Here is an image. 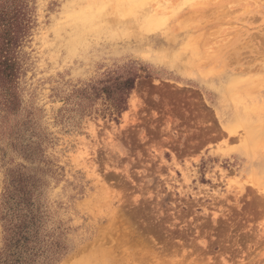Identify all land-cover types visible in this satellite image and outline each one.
<instances>
[{
  "label": "rangeland",
  "instance_id": "obj_1",
  "mask_svg": "<svg viewBox=\"0 0 264 264\" xmlns=\"http://www.w3.org/2000/svg\"><path fill=\"white\" fill-rule=\"evenodd\" d=\"M230 1L223 17L221 0H18L0 211L22 179L29 200L9 219L35 216L33 263L264 264V70L233 72L250 50L234 43L264 35V0ZM199 8L233 22L198 23ZM130 73L128 107L111 114L91 93Z\"/></svg>",
  "mask_w": 264,
  "mask_h": 264
},
{
  "label": "trees",
  "instance_id": "obj_2",
  "mask_svg": "<svg viewBox=\"0 0 264 264\" xmlns=\"http://www.w3.org/2000/svg\"><path fill=\"white\" fill-rule=\"evenodd\" d=\"M17 5L18 0L12 7L7 8L8 10L0 11V92L2 95L0 97V103L4 108L8 109L9 112L14 109L16 95H14V92L10 91L11 88H4L7 84L12 83L16 77L14 70L17 63L8 53L10 52L12 45L16 43L20 34V30L15 23L18 19L16 11ZM3 45L6 46L5 55H2V52L4 51ZM136 79L137 74L133 73H130L127 77H117L110 83V88L104 87L100 88V90L94 88V92L91 93V95L99 97L102 94H106L112 102L110 113L121 114L128 107L129 96L134 88ZM87 95V98L89 99L90 94L87 93ZM22 181V179H17L12 176L11 180L6 183L2 195L0 214L4 223V245L0 250V264H35L33 263V258L38 254L37 251H31L33 249L31 241L37 242L35 240L37 239V231L34 229L36 221L35 216L28 213L26 214L28 217L24 220H20L19 217H16L18 223H13V218L9 219L10 215L13 217V214L15 213L13 206L14 203L18 205L22 198L26 201L29 200L27 196L29 191L26 190V185H21L20 188L17 187ZM17 193L19 200L13 201V198H15V194ZM32 232H34L33 235ZM47 251L46 258L47 260H50L52 258V255L49 253L50 249L47 248Z\"/></svg>",
  "mask_w": 264,
  "mask_h": 264
},
{
  "label": "bare ground",
  "instance_id": "obj_3",
  "mask_svg": "<svg viewBox=\"0 0 264 264\" xmlns=\"http://www.w3.org/2000/svg\"><path fill=\"white\" fill-rule=\"evenodd\" d=\"M224 0H221V2H219V6H222L221 7V9H219V10H221L219 13L220 14H222L223 13V17H226L225 16V13L223 12V5L224 6H226L225 4H229V3H232L230 0H225L224 2H223ZM218 3V2H217ZM228 6V5H227ZM202 7V6H201ZM217 7V6H216ZM218 8V7H217ZM259 8V7H258ZM205 8H203V9H197V10H195V11H193V14H194V16H195V18L194 19H196L197 21H198V23H201V24H204V23H202V22H204V21H206V19H208V18H210V17H215L216 18V22H215V24H216V27H218L219 29H220V27L221 26H224V24H226V23H232L233 21L232 20H229V18L231 19V17H227V18H224V19H222L223 17H219L220 15H217V14H219V13H213V14H211L212 12H210V11H208V10H204ZM219 10H217V11H219ZM227 10V9H226ZM229 10V9H228ZM227 10V11H228ZM255 10V9H254ZM187 11V10H186ZM215 11H216V9H215ZM214 11V12H215ZM224 11H225V8H224ZM115 12V11H114ZM192 12V11H188V14H187V12H186V14L187 15H185V19H187V20H189L190 18H191V15H190V13ZM226 12V11H225ZM229 12V11H228ZM227 12V13H228ZM232 13V12H231ZM231 13H229V14H231ZM116 14V13H115ZM257 15V14H256ZM258 16V15H257ZM233 18V17H232ZM262 18H264V17H262ZM84 19V18H83ZM193 19V18H192ZM193 19V20H194ZM245 19V18H244ZM129 20H131V19H129ZM212 20V19H211ZM263 20V19H262ZM264 21V20H263ZM118 22V21H117ZM212 22V21H211ZM235 22V21H234ZM136 23V22H135ZM253 23V22H252ZM119 24V23H118ZM188 24V23H187ZM206 24V23H205ZM235 24V23H234ZM186 25V21H185V23H184V25L183 26H185ZM245 25V24H244ZM127 25H124V27H126ZM228 26H230V25H228ZM232 26V25H231ZM182 27V26H181ZM191 26L190 25H187L186 26V30H189V29H191V30H194L193 28H198V25H195V22H194V26H192L193 28H190ZM201 27V26H200ZM211 27L212 26H210L209 28L211 29ZM236 27H237V25H236ZM240 27V26H239ZM115 29L117 28V26H115L114 27ZM217 28V29H218ZM242 28V27H241ZM185 29H183V30H185ZM215 29V28H214ZM233 29V28H232ZM235 29V28H234ZM112 30H114V29H112ZM111 30V31H112ZM236 30H237V28H236ZM244 30V29H243ZM205 32V31H204ZM204 32H203V34H204ZM207 32V31H206ZM219 32H220V30H219ZM208 33L209 32H207V35H208ZM202 34V33H201ZM200 34V35H201ZM258 34V33H257ZM213 35H216V36H218V31L216 32V33H214L213 32ZM247 35V34H246ZM255 35V34H254ZM254 35H252V34H248L247 35V37H246V41L245 42H241V43H234V46L236 47V44H237V46L238 47H241V48H243V49H247V48H249L250 50H245L246 51V54H247V56L249 55V53L250 54H252V57L249 55V58H247V56H244V57H241V59H238V61L236 62L237 63V65L233 68V72H235L236 74H238V73H240L241 75H243V73H245V72H249L250 73V71H255V72H258L259 70L261 71V70H264V64H260V63H258L257 64V61L260 59V57H264V35L262 34L261 36L259 35V36H254ZM208 37V36H207ZM259 37V40H260V42L257 44V45H255L252 41H254V39L255 38H258ZM189 38V37H188ZM191 41V40H190ZM232 41V40H231ZM252 42V43H251ZM255 42H256V40H255ZM233 46V47H234ZM231 46L230 45H227V52H230V53H227V52H225V53H227L225 56H223L224 58V60L225 61H227V58H228V60L229 59H231L232 57H234V55L232 54V52L230 51V49H232V48H230ZM240 48V49H241ZM237 50H239V49H237ZM204 51V50H203ZM249 52V53H248ZM224 53V54H225ZM235 54V57H236V54L237 53H234ZM209 55V54H208ZM211 55V54H210ZM240 55H245V52L244 53H240ZM239 56V55H238ZM222 58V57H221ZM239 58V57H238ZM223 60V61H224ZM224 61V62H225ZM230 61V60H229ZM240 61H242V63H240ZM260 61V60H259ZM228 62V61H227ZM238 63H240V64H238ZM212 64V63H211ZM227 64V63H226ZM229 65V64H228ZM230 68V67H229ZM262 72V71H261ZM226 74H228V73H226ZM231 74H233V73H231ZM240 74L238 75V77H236L235 76V78H236V80H234V81H244L245 79L243 78H241V76H240ZM254 74V73H253ZM253 74H251V75H253ZM228 75H230V74H228ZM250 75V76H251ZM232 76H234V75H232ZM248 76V75H247ZM250 82V81H249ZM248 82V83H249ZM251 82H253V81H251ZM254 83H256L255 81H254ZM262 85H263V83H261L260 81H259V84L258 85H256L255 86V84H254V87L255 88H258V87H262ZM247 87H249V85L247 84V83H244V86H243V88L245 89V88H247ZM238 91V90H237ZM248 93V92H247ZM259 93V92H258ZM245 99H246V97H244ZM256 110V109H255ZM257 117V116H256ZM262 124H263V122H262ZM258 137H259V135H258ZM255 140H256V138H255ZM253 142H254V140H253ZM256 142V141H255Z\"/></svg>",
  "mask_w": 264,
  "mask_h": 264
}]
</instances>
